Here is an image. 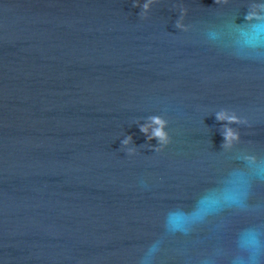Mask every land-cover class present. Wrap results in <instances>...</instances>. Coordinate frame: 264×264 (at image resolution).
Returning a JSON list of instances; mask_svg holds the SVG:
<instances>
[{"label": "water", "instance_id": "95a60500", "mask_svg": "<svg viewBox=\"0 0 264 264\" xmlns=\"http://www.w3.org/2000/svg\"><path fill=\"white\" fill-rule=\"evenodd\" d=\"M250 25L264 0H0V264H233L264 226Z\"/></svg>", "mask_w": 264, "mask_h": 264}, {"label": "clouds", "instance_id": "9594fccd", "mask_svg": "<svg viewBox=\"0 0 264 264\" xmlns=\"http://www.w3.org/2000/svg\"><path fill=\"white\" fill-rule=\"evenodd\" d=\"M134 6L140 7L139 2H136ZM149 7V3H145L143 5L145 10H147ZM177 26L180 27L179 24ZM249 29L255 31L257 34V40L252 48L256 50L264 48V28H262L260 25H250ZM240 30L244 31L245 29L240 28ZM216 119L221 122L227 121L229 123L243 122L240 121L235 115L230 116L226 112L217 113ZM148 121L149 123L140 125V131L145 134L149 142L153 139L157 140L158 146L155 147V151H161L164 146L170 143L168 133L165 131L168 122L161 116H151L148 118ZM230 137L234 140L239 139L238 133H234L231 129H228L224 133L226 143L229 141ZM131 143V136H127L122 141V145L124 146H127ZM261 172H264V170L258 171L257 176H259ZM225 199H227V197H225ZM218 200L219 198H213L210 196L201 197V199L197 201V208L194 210L193 214L181 213L179 217L200 214L206 215L207 204L209 202H217ZM201 205L203 206L201 207ZM170 230L181 231L182 229L179 226L173 225ZM237 247L240 254L234 257L233 264H264V226H254L243 229L240 236L238 237Z\"/></svg>", "mask_w": 264, "mask_h": 264}]
</instances>
